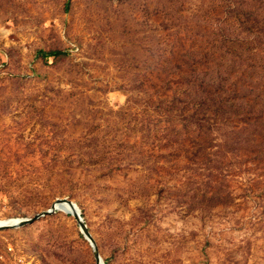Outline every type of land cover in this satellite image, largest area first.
<instances>
[{
  "label": "rangeland",
  "instance_id": "obj_1",
  "mask_svg": "<svg viewBox=\"0 0 264 264\" xmlns=\"http://www.w3.org/2000/svg\"><path fill=\"white\" fill-rule=\"evenodd\" d=\"M209 7L0 0V219L69 197L107 264H264V187L242 188L244 174H229L238 160L187 169L148 155L153 109L130 94L159 64L164 26L193 37L207 30ZM40 50L69 55L44 59ZM106 164L122 167L99 169ZM0 264L97 259L76 216L61 209L0 229Z\"/></svg>",
  "mask_w": 264,
  "mask_h": 264
},
{
  "label": "trees",
  "instance_id": "obj_2",
  "mask_svg": "<svg viewBox=\"0 0 264 264\" xmlns=\"http://www.w3.org/2000/svg\"><path fill=\"white\" fill-rule=\"evenodd\" d=\"M206 17L208 32L198 26L193 37L180 39L164 26L159 64L147 71L142 92L130 94L153 109L143 135L151 140L148 155L187 169L215 162L232 168L238 160L229 174L243 173L242 188L255 192L264 187V0H210Z\"/></svg>",
  "mask_w": 264,
  "mask_h": 264
},
{
  "label": "water",
  "instance_id": "obj_3",
  "mask_svg": "<svg viewBox=\"0 0 264 264\" xmlns=\"http://www.w3.org/2000/svg\"><path fill=\"white\" fill-rule=\"evenodd\" d=\"M63 204H69L73 208V210L69 213H73L76 216L79 223L81 224L83 232L91 240L95 250V257L97 259V264H107L104 256L101 253L97 240L95 239L92 231L89 228V225L87 224L82 214V210L80 206L75 200L69 197L59 198L57 201H55L52 204L51 207L43 210L42 212L37 213L34 216L9 218L6 222L0 224V229L14 228V227L24 226L33 223L34 221H36L37 219H39L44 215H50L57 212L58 210L63 209Z\"/></svg>",
  "mask_w": 264,
  "mask_h": 264
},
{
  "label": "bare ground",
  "instance_id": "obj_4",
  "mask_svg": "<svg viewBox=\"0 0 264 264\" xmlns=\"http://www.w3.org/2000/svg\"><path fill=\"white\" fill-rule=\"evenodd\" d=\"M67 212H71L73 210V208L69 205V204H63V209ZM9 218H5V219H0V224L6 222Z\"/></svg>",
  "mask_w": 264,
  "mask_h": 264
}]
</instances>
